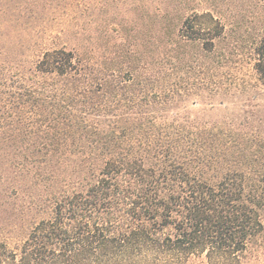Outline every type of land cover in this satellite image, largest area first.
I'll return each instance as SVG.
<instances>
[{"label":"trees","instance_id":"16d2710c","mask_svg":"<svg viewBox=\"0 0 264 264\" xmlns=\"http://www.w3.org/2000/svg\"><path fill=\"white\" fill-rule=\"evenodd\" d=\"M173 3L146 50L0 59V264H240L264 232V37L242 77L222 18Z\"/></svg>","mask_w":264,"mask_h":264},{"label":"rangeland","instance_id":"374dc122","mask_svg":"<svg viewBox=\"0 0 264 264\" xmlns=\"http://www.w3.org/2000/svg\"><path fill=\"white\" fill-rule=\"evenodd\" d=\"M174 0H0V59L31 68L46 48L65 46L80 50L97 47L100 58L107 36L123 29L137 49L146 50L152 21L158 9L174 7ZM212 9L225 23L221 46L231 53L230 69L250 70L255 42L264 37V0H181L177 8ZM176 12V10H173ZM120 38H117V42ZM101 45V47H99ZM229 79V78H228ZM14 175L6 181L12 184ZM19 199L15 208L0 214V239L10 245L20 242L17 227ZM183 264H209L205 253ZM240 264H264V232L253 239L240 256Z\"/></svg>","mask_w":264,"mask_h":264}]
</instances>
